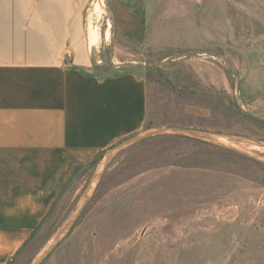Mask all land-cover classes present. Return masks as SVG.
Here are the masks:
<instances>
[{"label":"rangeland","instance_id":"obj_1","mask_svg":"<svg viewBox=\"0 0 264 264\" xmlns=\"http://www.w3.org/2000/svg\"><path fill=\"white\" fill-rule=\"evenodd\" d=\"M204 3L148 0L149 40L139 47L112 32L110 0H91L84 24L96 35L90 46L96 68L145 78L147 118L131 137L179 127L219 136L228 147L264 159V123L257 121L264 119L243 117L236 102L240 77L248 83L251 67L264 64L255 58H264L258 38L264 32L254 29L258 15L245 1L222 0L211 9ZM97 4L102 13L94 11ZM186 53L193 54L153 66ZM238 97L246 112L264 118V108L244 105L240 88ZM110 149L77 173L14 264H31L59 234ZM221 150L170 134L123 148L41 264H264V168L230 160Z\"/></svg>","mask_w":264,"mask_h":264},{"label":"crops","instance_id":"obj_2","mask_svg":"<svg viewBox=\"0 0 264 264\" xmlns=\"http://www.w3.org/2000/svg\"><path fill=\"white\" fill-rule=\"evenodd\" d=\"M239 1L264 22V0ZM90 2L0 0V264L35 230L74 165L144 128L147 82L134 71H98L91 51L96 35L84 24ZM204 4L221 7L222 0ZM110 6L112 32L146 45L148 0H110ZM94 11L103 8L97 4ZM258 16L251 25L264 32ZM218 26L222 38L225 29ZM249 72L248 83L236 78L238 93L247 107L264 108V64Z\"/></svg>","mask_w":264,"mask_h":264},{"label":"water","instance_id":"obj_3","mask_svg":"<svg viewBox=\"0 0 264 264\" xmlns=\"http://www.w3.org/2000/svg\"><path fill=\"white\" fill-rule=\"evenodd\" d=\"M191 54H193V53L176 55V56H173V57L167 59L166 61H163L160 64L153 65V66H158V65L160 66V65L165 64L169 60L179 59V58L191 55ZM236 83H237V80H236ZM238 96H239V93H238V87H237V89H236V102H237V104H239L240 110L242 112H245V113H247V114H249V115H251L257 119H264V118H261L259 116L254 115L252 113L246 112L244 110V108L241 106ZM167 134L185 136V137L193 138V139H196V140L208 143V144L217 145L219 147H222L223 149L230 150L233 153H236L240 156L249 158L253 161H256V162L264 165V159H261L255 155H252V154H250L244 150H238V149L228 147L227 145H225L224 143L219 141V138H220L219 136L207 134V133H203V132H199V131H195V130H191V129H185V128H179V127H163V128H157V129L149 130V131L142 133V134L135 135V136H133V137H131L125 141H122L121 143L112 147L108 151V153L104 157L102 163L100 164L98 169L94 172V174H93V176H92V178H91V180H90V182H89V184H88V186L84 192L83 198L81 199L79 206L77 207L76 211L74 212V214L72 215L70 220L65 224V226L62 228V230L59 232V234L44 248V250L34 259V261L31 264H41L46 259V257L51 253V251L58 245V243L63 239V237L71 229V227L75 224V222L77 221V219L81 215L84 207L86 206L87 202L89 201L97 180L100 178V176L103 174V172L108 167L111 160L114 158V156L120 150H122L125 147L134 145L138 142H141L145 139L155 137V136H159V135H167Z\"/></svg>","mask_w":264,"mask_h":264},{"label":"trees","instance_id":"obj_4","mask_svg":"<svg viewBox=\"0 0 264 264\" xmlns=\"http://www.w3.org/2000/svg\"><path fill=\"white\" fill-rule=\"evenodd\" d=\"M111 9V8H110ZM239 113L247 118V119H251V120H255V118L247 113H244L242 112L241 110H239ZM259 122H262L264 123L263 120H257ZM183 137V136H182ZM190 139V138H189ZM193 139V138H191ZM196 140V139H194ZM197 142H200L202 144H207L205 142H202V141H199V140H196ZM111 148V147H110ZM109 148V149H110ZM228 159L230 160H234V159H238V160H242L243 162H245L248 166H251V167H255L256 169H262L264 168V166H262L260 163L256 162V161H253L249 158H246V157H243V156H240L236 153H233L231 152L230 150H227V149H223L221 150ZM105 153L104 152H101L100 154H98L92 161H90L89 163L87 164H84V165H74L72 167V169L70 170L65 182L63 183L58 195L56 196L55 200L51 203L50 207H49V210L48 212L46 213V215L42 218V220L40 221V223L37 225V227L35 228V230L31 233V235L28 237V239L24 242V244L21 246V248L17 251V253L6 263V264H14V261L15 259L17 258V256L21 253V251L26 247V245L36 236L37 232L39 231V229L41 228L42 224L45 222L46 218L49 216V214H51L53 208L55 207V204L57 203V201L61 198L64 190L67 188L68 184L70 182H72L73 178L77 175V173L80 171V170H86L88 168H90L91 166H94L97 164V162L100 160L101 156Z\"/></svg>","mask_w":264,"mask_h":264},{"label":"bare ground","instance_id":"obj_5","mask_svg":"<svg viewBox=\"0 0 264 264\" xmlns=\"http://www.w3.org/2000/svg\"><path fill=\"white\" fill-rule=\"evenodd\" d=\"M111 26V25H110ZM221 142V141H220Z\"/></svg>","mask_w":264,"mask_h":264}]
</instances>
